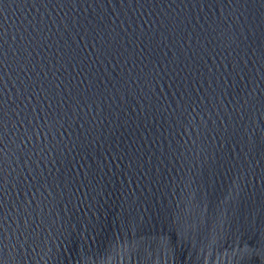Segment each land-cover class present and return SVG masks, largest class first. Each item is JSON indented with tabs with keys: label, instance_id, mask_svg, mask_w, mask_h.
I'll use <instances>...</instances> for the list:
<instances>
[{
	"label": "water",
	"instance_id": "95a60500",
	"mask_svg": "<svg viewBox=\"0 0 264 264\" xmlns=\"http://www.w3.org/2000/svg\"><path fill=\"white\" fill-rule=\"evenodd\" d=\"M0 264H264V0H0Z\"/></svg>",
	"mask_w": 264,
	"mask_h": 264
}]
</instances>
